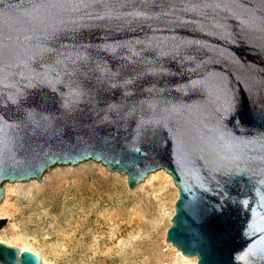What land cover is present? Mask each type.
<instances>
[{"label":"water","instance_id":"obj_1","mask_svg":"<svg viewBox=\"0 0 264 264\" xmlns=\"http://www.w3.org/2000/svg\"><path fill=\"white\" fill-rule=\"evenodd\" d=\"M87 161L170 175L184 257L264 264V0H0V203Z\"/></svg>","mask_w":264,"mask_h":264},{"label":"rangeland","instance_id":"obj_2","mask_svg":"<svg viewBox=\"0 0 264 264\" xmlns=\"http://www.w3.org/2000/svg\"><path fill=\"white\" fill-rule=\"evenodd\" d=\"M51 169L29 194L4 191L0 243L19 250L25 244L50 264L178 260L165 241L178 198L173 182L154 179L130 191L124 176L99 163Z\"/></svg>","mask_w":264,"mask_h":264},{"label":"bare ground","instance_id":"obj_3","mask_svg":"<svg viewBox=\"0 0 264 264\" xmlns=\"http://www.w3.org/2000/svg\"><path fill=\"white\" fill-rule=\"evenodd\" d=\"M57 167V166H55ZM53 167V168H55ZM52 170V169H51ZM50 170V171H51ZM46 174V173H45ZM154 179H158L160 182L162 183H165L166 180H168L169 183L172 184L173 180L171 179V176L168 175L167 173H165L164 171H159V172H156V173H151L149 174L145 181L143 183H147V182H150ZM124 180L126 181L127 180V177L124 176ZM32 181V182H30ZM28 182H30L28 185H22V184H18V183H5L3 185V188H4V191L5 193H15V192H23L25 194H29L31 192L32 189H34L37 181H33V180H30ZM23 183V182H22ZM24 183H27V182H24ZM174 184V183H173ZM175 186V185H174ZM22 193V194H23ZM5 204V203H4ZM3 212L4 213V209H3V206L0 207V213ZM19 239V237H18ZM21 240V239H20ZM19 241V240H18ZM7 245H10V244H7ZM31 251L33 253H37L35 250H33L32 248H29L27 245L23 244L22 247L20 248V251ZM178 252V260H174L173 264H192V261H194L193 263L194 264H197V260L196 258H187V257H184L182 255V253L180 251H177ZM38 254V253H37ZM36 254V255H37ZM43 262H45L46 264H50V263H47L46 261L43 260Z\"/></svg>","mask_w":264,"mask_h":264}]
</instances>
